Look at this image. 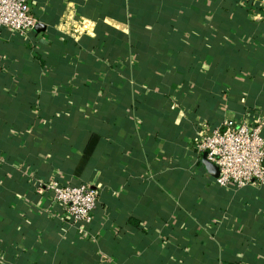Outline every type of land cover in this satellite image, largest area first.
I'll list each match as a JSON object with an SVG mask.
<instances>
[{"label":"crops","instance_id":"crops-1","mask_svg":"<svg viewBox=\"0 0 264 264\" xmlns=\"http://www.w3.org/2000/svg\"><path fill=\"white\" fill-rule=\"evenodd\" d=\"M28 3L38 30L0 28V264H264V186L196 149L264 118L261 0ZM52 181L95 188L91 224Z\"/></svg>","mask_w":264,"mask_h":264},{"label":"built area","instance_id":"built-area-1","mask_svg":"<svg viewBox=\"0 0 264 264\" xmlns=\"http://www.w3.org/2000/svg\"><path fill=\"white\" fill-rule=\"evenodd\" d=\"M261 2L264 6V0ZM36 25L28 0H0V28L25 35L33 32ZM196 149L206 153L207 160L219 169L218 186L233 190L264 186V118L255 127L237 125L233 118H228L224 130H215L201 139ZM37 191L51 192L55 202L75 223H92L98 201L92 186H67L52 181L40 184Z\"/></svg>","mask_w":264,"mask_h":264},{"label":"water","instance_id":"water-1","mask_svg":"<svg viewBox=\"0 0 264 264\" xmlns=\"http://www.w3.org/2000/svg\"><path fill=\"white\" fill-rule=\"evenodd\" d=\"M40 27H41V25L37 24L35 28H36V30H38V28H40ZM203 157H204L203 163L206 166V168L208 170H210L211 173H213L215 176L218 177L219 176V169L207 160V154L206 153H204Z\"/></svg>","mask_w":264,"mask_h":264}]
</instances>
